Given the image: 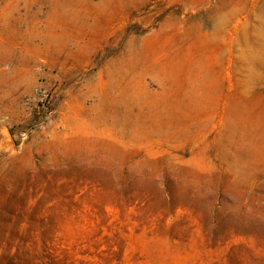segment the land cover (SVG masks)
<instances>
[{
	"label": "rangeland",
	"instance_id": "1",
	"mask_svg": "<svg viewBox=\"0 0 264 264\" xmlns=\"http://www.w3.org/2000/svg\"><path fill=\"white\" fill-rule=\"evenodd\" d=\"M0 264H264V0H0Z\"/></svg>",
	"mask_w": 264,
	"mask_h": 264
},
{
	"label": "bare ground",
	"instance_id": "2",
	"mask_svg": "<svg viewBox=\"0 0 264 264\" xmlns=\"http://www.w3.org/2000/svg\"><path fill=\"white\" fill-rule=\"evenodd\" d=\"M203 28V27H202ZM39 57V56H38ZM41 59V58H40ZM24 64V63H23ZM122 70V69H121Z\"/></svg>",
	"mask_w": 264,
	"mask_h": 264
}]
</instances>
